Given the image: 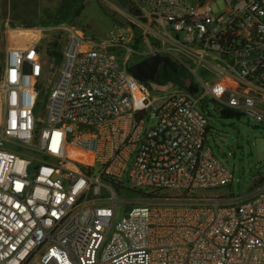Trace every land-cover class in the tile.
I'll return each mask as SVG.
<instances>
[{"label": "built area", "instance_id": "obj_1", "mask_svg": "<svg viewBox=\"0 0 264 264\" xmlns=\"http://www.w3.org/2000/svg\"><path fill=\"white\" fill-rule=\"evenodd\" d=\"M223 1L128 0L103 38L18 24L0 5V264H264V177L220 191L233 173L206 146L203 108L264 123V0ZM51 30L62 42L44 91ZM154 54L188 79L151 95L128 66ZM124 175L133 189L214 191L129 203L112 186L124 192ZM119 204L134 205L115 223Z\"/></svg>", "mask_w": 264, "mask_h": 264}, {"label": "rangeland", "instance_id": "obj_2", "mask_svg": "<svg viewBox=\"0 0 264 264\" xmlns=\"http://www.w3.org/2000/svg\"><path fill=\"white\" fill-rule=\"evenodd\" d=\"M128 0H0L1 12L12 21L22 25H48L53 26L62 22L73 24L82 28L87 34L97 37H105L108 32L124 18V9ZM212 10L220 13L225 9L223 0H210ZM51 30L42 39L49 58V71L44 80L43 90H47L56 77L59 64V56L53 51H59L62 39L60 35ZM55 42L58 43L55 45ZM139 48H144L140 42ZM142 59L141 56L133 58V62ZM170 74L171 69L167 66ZM199 76L204 74L203 68H198ZM175 77L169 78L164 75L163 68L157 72L153 81H146L151 95H160L178 87L176 83H184L188 75L183 67L177 66ZM192 78V77H190ZM174 79V81L172 80ZM41 98V96H40ZM201 105V104H200ZM208 114V131L206 132V146L211 148L212 153L225 164L233 173V182L220 187V191L226 195L246 194L258 181L264 177V123L248 120L247 116L224 117L216 108L211 99L203 106ZM38 114L42 115L39 107ZM153 120L150 121V124ZM98 167V164H96ZM125 183V191L120 192L116 185L118 196L126 202H151L159 197H176L188 200L200 194L213 192L214 190H191V191H145L132 188L131 183L122 178ZM134 204H119L117 206L114 222L116 223L124 213V210Z\"/></svg>", "mask_w": 264, "mask_h": 264}, {"label": "water", "instance_id": "obj_3", "mask_svg": "<svg viewBox=\"0 0 264 264\" xmlns=\"http://www.w3.org/2000/svg\"><path fill=\"white\" fill-rule=\"evenodd\" d=\"M161 62L172 64L166 56L154 54L129 65L128 70L143 82L153 81L157 75L158 67Z\"/></svg>", "mask_w": 264, "mask_h": 264}, {"label": "trees", "instance_id": "obj_4", "mask_svg": "<svg viewBox=\"0 0 264 264\" xmlns=\"http://www.w3.org/2000/svg\"><path fill=\"white\" fill-rule=\"evenodd\" d=\"M57 44L58 43L55 42V45H57ZM53 54H56V55L60 56V52L57 51V50L56 51L54 50ZM221 115L224 116V117L238 116L237 114L233 113L232 111L226 110V109L221 111Z\"/></svg>", "mask_w": 264, "mask_h": 264}]
</instances>
